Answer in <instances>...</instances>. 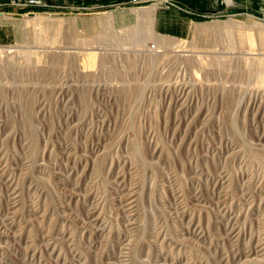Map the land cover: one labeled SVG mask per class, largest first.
Wrapping results in <instances>:
<instances>
[{"label": "rangeland", "instance_id": "rangeland-1", "mask_svg": "<svg viewBox=\"0 0 264 264\" xmlns=\"http://www.w3.org/2000/svg\"><path fill=\"white\" fill-rule=\"evenodd\" d=\"M190 2L0 8V264H264V0Z\"/></svg>", "mask_w": 264, "mask_h": 264}, {"label": "built area", "instance_id": "built-area-1", "mask_svg": "<svg viewBox=\"0 0 264 264\" xmlns=\"http://www.w3.org/2000/svg\"><path fill=\"white\" fill-rule=\"evenodd\" d=\"M86 0H0V8L15 7L19 9H28L32 12H78L85 10L88 14L96 13L106 7L104 4H95L85 6ZM111 6H114L111 4Z\"/></svg>", "mask_w": 264, "mask_h": 264}, {"label": "crops", "instance_id": "crops-1", "mask_svg": "<svg viewBox=\"0 0 264 264\" xmlns=\"http://www.w3.org/2000/svg\"><path fill=\"white\" fill-rule=\"evenodd\" d=\"M121 1H123V0H90V4H97V2H101V4H108V5H111V4H114V3H119V2H121ZM141 2H150V0H140ZM185 1H188V0H185ZM179 2H182V0H179ZM180 5L181 6H183V4H181L180 3ZM187 8V7H186ZM182 11V12H181ZM174 12H177V13H180L181 15H185L187 12H186V10H182L181 8H180V12L179 11H177V10H174ZM110 13V15H112V18H110V19H112V21H116L117 20V17H119V14L118 13H120L118 10H113V11H110L109 12ZM164 13H166V12H164ZM0 14H1V12H0ZM166 15V14H165ZM187 15V14H186ZM105 20H106V18H105ZM163 20L164 19H162L161 17H160V19L158 20L160 23H162L163 22ZM166 21L168 22V21H170V20H165L163 23H166ZM106 22V21H105ZM159 22H158V25H159ZM169 25L171 24V23H168ZM159 27V26H158Z\"/></svg>", "mask_w": 264, "mask_h": 264}, {"label": "bare ground", "instance_id": "bare-ground-1", "mask_svg": "<svg viewBox=\"0 0 264 264\" xmlns=\"http://www.w3.org/2000/svg\"><path fill=\"white\" fill-rule=\"evenodd\" d=\"M140 10H141V9H140ZM33 20H34V19H31V18L28 19V21H27L28 24H31V25H32V24H33ZM147 23H148V24H147V25H148V28H150L149 31H150L151 33H153V31H154L153 20H152V19H148V22H147ZM27 26H28V25H27ZM9 51H10V50H9ZM5 52H6V51H5ZM1 54H3V52L0 50V55H1ZM3 55H4V54H3Z\"/></svg>", "mask_w": 264, "mask_h": 264}, {"label": "trees", "instance_id": "trees-1", "mask_svg": "<svg viewBox=\"0 0 264 264\" xmlns=\"http://www.w3.org/2000/svg\"><path fill=\"white\" fill-rule=\"evenodd\" d=\"M189 2H190V0H188ZM191 3V5L194 7L195 6V4H194V0H193V2L191 1L190 2Z\"/></svg>", "mask_w": 264, "mask_h": 264}]
</instances>
